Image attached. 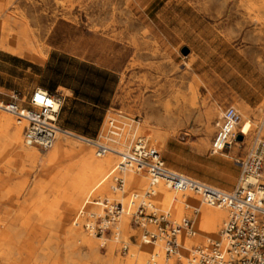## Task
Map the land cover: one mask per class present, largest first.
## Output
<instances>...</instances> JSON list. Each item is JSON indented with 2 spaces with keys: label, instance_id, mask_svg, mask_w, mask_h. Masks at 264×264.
Returning <instances> with one entry per match:
<instances>
[{
  "label": "rangeland",
  "instance_id": "374dc122",
  "mask_svg": "<svg viewBox=\"0 0 264 264\" xmlns=\"http://www.w3.org/2000/svg\"><path fill=\"white\" fill-rule=\"evenodd\" d=\"M243 1L0 0L5 18L28 26L34 37V45L41 52V56L30 59L0 49V84L4 86L0 91L7 94V91H16L18 100H24L20 105L27 107L29 97L25 96L30 91H55L59 83L74 85L71 75L64 72H85L79 68L77 61L108 69L120 78V85L97 140L100 144L107 147L113 145L108 139L111 121L119 128L123 121L138 125L148 118L152 127L148 129L149 134L153 135L154 130L160 131L166 137L165 143L156 147L152 138L141 133L129 147L123 146L122 151L128 152L139 138L147 137L149 144L160 151L169 169L231 191L239 183L241 163L247 161L252 138L250 136L244 146L236 145L225 152L233 155V159L223 154L211 155L210 146L216 122L228 107L237 109L245 121L243 108L247 106L252 130L261 125L264 137V124L261 122L264 118V21L259 24L253 22L243 7ZM185 49L188 50L187 54L183 53ZM51 52L55 54L50 58V63L45 64ZM61 55L66 58L63 59ZM85 74L94 79L92 72ZM213 105H218L219 116L213 120V131L207 138V147L203 148L205 135L200 118ZM166 114L167 119L164 118ZM13 119L11 132L18 126L17 118ZM61 119L62 112L58 119L59 125ZM21 125L24 139V124ZM103 130H106L104 137ZM71 140L91 149L95 155L94 147ZM7 148L6 145L0 147V176L7 179L5 187L10 188L16 182L25 183V187L19 191V196L0 201V215L3 211L5 214L0 216V221L2 218V221H9L6 222L8 226H16L22 222L16 224L17 216L11 211L22 208L30 210V203L26 199L34 182L39 178L49 180L54 176L60 177L59 174L77 160L74 157L61 158L50 167L43 168L40 162L32 165ZM234 149L236 153L232 154ZM35 150L44 158L53 148ZM117 160L120 161V158L116 157ZM111 171L107 180L111 194L122 193L126 198L144 191L125 187L122 191L114 192L111 186L116 174L111 175ZM73 172L74 168L70 170V173ZM252 182L256 181L253 179ZM260 182L264 183V166ZM191 194L195 198L192 203H196V206L202 204L200 197ZM56 196V191L49 193L50 200ZM91 199L93 202L81 211L79 207L63 214L69 204L61 198L58 212L49 220H45L42 215L28 213L21 217L22 221L29 219L30 223L27 224L37 225V230L22 231L20 235L25 239L33 232L30 238L44 235L41 240L47 241L54 234L63 239L74 224V219L79 217L80 227L75 228L101 239L97 255L90 249H79L81 259L77 264H104L108 258L114 262L117 260L115 264H128L130 260L133 264L148 261L150 254L144 252L143 247L155 245L153 242H144V230L132 221V214L129 215L125 233L118 234L119 239L115 240L114 235L120 229L122 218L112 225L110 233L103 236L96 234L98 217L106 215L105 206L98 208L96 201L108 199L109 203H120V197L109 198L107 194H102ZM134 210L132 208L131 213ZM225 218L215 236L205 239L201 246L191 245L188 253H191V249L204 248L209 241L218 239ZM184 219L191 220L189 215H185L176 221ZM87 225L92 231L86 229ZM43 227L53 230L50 232ZM158 243L162 244L161 241ZM96 257L99 258L97 261ZM184 263L187 260L183 255L182 260L172 258L166 264Z\"/></svg>",
  "mask_w": 264,
  "mask_h": 264
},
{
  "label": "bare ground",
  "instance_id": "6f19581e",
  "mask_svg": "<svg viewBox=\"0 0 264 264\" xmlns=\"http://www.w3.org/2000/svg\"><path fill=\"white\" fill-rule=\"evenodd\" d=\"M243 7L253 22L259 24L264 21V0H244ZM4 13L3 8L0 6V49L23 58L31 59L36 55L41 56V52L38 51L34 45V37L29 27L25 25L21 26L15 20L6 19ZM168 107H166V112H168ZM243 110L246 120L243 123L242 133L247 134L246 138H248V134L252 131L253 125L252 120L248 117L250 115L249 108L245 106ZM4 112L5 111H3L0 116V147L6 145L10 149L9 151L14 150V153L21 156L25 161L30 162L32 165L40 162L39 164H41L43 168L50 167V165L57 163L61 158L74 157L77 161L72 164L73 166L69 164L67 169L59 174L60 177L54 176L49 180L39 178L34 182L26 199V201L30 203V210L26 211L22 208L17 211H11L14 212V216H17L16 218L13 217L15 221H17L16 224L20 221L22 223L16 226H8L9 224H6L8 220L5 222L2 221L3 219L1 218L0 222L4 223H0V264H77L78 260L81 259V253L79 252L81 248L90 249L92 253L97 255L100 245L99 240L101 238H96L93 234H85L83 231L76 229L75 227H80L79 217H77L76 220L74 219V224L70 226L67 232L68 234H66L63 239L54 234H51L49 238L46 239L47 241H43L44 239L41 240L44 238V235L30 238L33 235L32 231L37 230V225H28L29 219L28 221H22L23 219H21V217L27 216L29 213V215L33 216L36 214L42 215L46 220L58 212V205L61 202V198L65 199L67 204H69L67 211L63 213L66 214L67 212H73L79 207V211H81L87 204L93 202L91 198L96 195L107 194L109 198L120 197L121 201L119 202L124 206L125 212L121 217L120 229L117 230L115 232L116 235H114L115 240L119 239L120 237L118 234L122 232L125 233V226L128 225L130 220L129 215H131L132 205L130 198L132 196L130 194V196L125 198L122 193H110L111 191L107 186L109 171H113L118 165L119 160L116 161V157H119L120 154L127 153V151H122V147H129L132 140L139 134L146 133L148 137L152 138L153 142L157 144L155 145L156 147L165 143V135L158 130H154L153 135L149 134L148 129H152V127L150 126L148 118L143 120L142 124L138 125L133 124L132 121H123V125L119 128L117 127L120 131L118 130L117 134H110V136H108V139L113 145L109 146L111 151L103 157H98L96 151L94 155L91 149L79 146L77 142L71 140L74 139L91 146L88 139L66 132L58 135L53 150L45 155L44 158H41L39 152L35 150L36 147L26 145L25 138L23 139L21 133L23 127H21V124H24L25 128L26 122L17 119L18 126H16L15 131L11 132L10 128L13 127L14 116L7 112L4 114ZM218 116V105L207 108L201 115L200 119L205 135L202 142L203 148L208 145L207 138L213 131V120ZM164 118L167 119V114ZM261 122L264 124V118L261 119ZM105 132L106 130H104L102 137H104ZM146 140H148L147 137ZM117 144L121 145L117 146ZM4 150L6 152V149ZM235 150L236 149H234L232 154L236 153ZM223 156L230 159L234 158L233 155H228L226 153H223ZM72 168H74V172L70 173ZM122 176L127 189L133 187L144 189L141 193L143 202L146 204H153L156 210L158 209L164 213H172L175 218L174 220H181L185 215H189V218L193 222L196 235L195 237H188L185 232L179 235L180 255L179 258L174 257L178 260H182L183 255L186 259L189 257L190 253L188 252L191 245L197 244L201 246L205 243V239L215 236L219 226L226 217V211L224 209L208 206L202 200V204L196 206V203H192L195 198L191 193L172 191L162 182L158 183L152 189L154 192L149 200L146 198L144 199V195L151 189L149 176L145 172H137L135 170H124ZM6 181L7 179L5 177L0 176V201L10 200L13 197L19 196V191L23 190L25 187V183L16 182L12 187L7 188L5 187ZM251 181H253V179H251ZM147 189L149 190L147 191ZM54 191H56L57 196L54 200H50L49 193ZM107 201L109 202L108 199ZM96 205L99 208L105 204H103L101 200H98L96 201ZM3 212L1 213L2 215L4 214ZM10 221L12 222V220ZM43 229L50 230V232L53 230L51 227H43ZM26 230H32V233L30 234L31 236L29 235L30 237H25L24 239V236L22 237L20 233ZM21 238H23V240H21ZM153 243L155 245L153 247H143L144 252L150 254L149 260L138 264H166L171 261L172 258L167 259L164 256L163 242L162 244L158 243V241ZM103 245H105V243ZM192 250L193 249H191V251ZM98 259L99 258L96 257L95 260L97 261ZM116 261L114 262L112 258H108L104 264H115ZM128 262V264H133L131 260Z\"/></svg>",
  "mask_w": 264,
  "mask_h": 264
},
{
  "label": "built area",
  "instance_id": "2783aa9c",
  "mask_svg": "<svg viewBox=\"0 0 264 264\" xmlns=\"http://www.w3.org/2000/svg\"><path fill=\"white\" fill-rule=\"evenodd\" d=\"M13 102L0 101V111H5L17 119L26 122L24 128L25 143L41 150L53 148L57 137L66 133L58 125L63 99L56 93L44 89H35L28 99V106L18 103V95L12 96ZM243 118L234 107L226 108L219 121L211 141V155H222L233 146H244L250 136L251 145L247 161L241 163V175L238 185L231 191H225L194 178L169 169L160 151L146 139H138L126 153L120 154V161L111 172L112 190L122 191L125 181L124 170L145 172L151 181V189L144 199H150L153 188L160 182L175 192L193 193L208 206L224 209L226 219L219 238L209 241L204 248L193 249L187 257V264H264V183L260 182L264 166V137L262 126L252 130L248 138L243 132ZM109 134L118 133L114 121L109 124ZM253 132V133H252ZM242 136L241 141L238 137ZM95 148L98 157L108 154L111 149L97 140L88 139ZM254 179L256 182H252ZM132 221L144 230L145 242L162 241L163 252L167 259L178 257L180 248L178 237L185 232L188 237H195L193 222L189 219L176 221L170 213H159L154 205L143 202V197L134 194L131 198ZM105 204L104 217H98L96 234L101 236L111 232V227L124 214L121 203ZM87 230L92 231L86 226Z\"/></svg>",
  "mask_w": 264,
  "mask_h": 264
},
{
  "label": "crops",
  "instance_id": "0c3cea01",
  "mask_svg": "<svg viewBox=\"0 0 264 264\" xmlns=\"http://www.w3.org/2000/svg\"><path fill=\"white\" fill-rule=\"evenodd\" d=\"M54 54L51 52L44 63H50V58ZM62 58L66 57L62 56ZM70 60L74 61V59ZM77 63L79 68L85 72H64V74L71 75L75 81L74 85L59 83L55 86V91H46L56 93L63 99L62 119L60 125L58 124L63 130L82 138L98 140L118 93L120 78L108 69L88 64L85 61H77ZM59 71L62 73L60 69ZM86 72H92L94 79L89 78ZM0 88L4 89V86L0 84ZM7 92L9 94L0 91V101L11 103L13 102L12 96L17 93L16 91ZM32 92H28L25 97H30ZM23 101L19 100L18 103L23 104ZM64 103H66L65 106H63Z\"/></svg>",
  "mask_w": 264,
  "mask_h": 264
},
{
  "label": "water",
  "instance_id": "95a60500",
  "mask_svg": "<svg viewBox=\"0 0 264 264\" xmlns=\"http://www.w3.org/2000/svg\"><path fill=\"white\" fill-rule=\"evenodd\" d=\"M183 53H184V54H187V53H188V50H187V49H185V50L183 51ZM242 139H243V137H242V136H239V137H238V140H239V141H241Z\"/></svg>",
  "mask_w": 264,
  "mask_h": 264
}]
</instances>
